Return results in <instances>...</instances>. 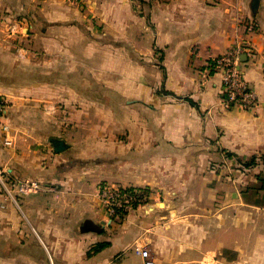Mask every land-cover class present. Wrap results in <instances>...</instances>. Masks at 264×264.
I'll return each mask as SVG.
<instances>
[{
    "label": "crops",
    "instance_id": "0c3cea01",
    "mask_svg": "<svg viewBox=\"0 0 264 264\" xmlns=\"http://www.w3.org/2000/svg\"><path fill=\"white\" fill-rule=\"evenodd\" d=\"M111 9L119 25H107L112 33L88 27L104 22L100 14ZM148 17L143 28L130 25L126 36L120 32L126 20L137 22L130 0H0V97L8 104L46 100L45 93L48 101H84L89 84L103 86L98 76L112 71L117 78L128 69L118 88L130 87L131 119L125 129L114 126L118 136L100 146L111 151L104 163L76 170L69 161L63 175L43 162L50 153L42 142L27 147L25 128L13 149L0 132V157L10 159L17 175L54 171L44 178L47 190L23 200L28 222L9 203L0 208V264H144L131 249L147 226L143 208L121 221L108 219L87 196L90 182L167 191L168 182L188 178L178 175L180 167L209 161L205 152L225 149L236 159L264 153V0H154ZM238 47L241 70L259 99L252 111L223 104V72L215 60ZM35 51L48 53V61L32 60ZM13 110L8 106L5 116ZM124 111L119 105L117 113ZM66 144L62 152L72 151ZM62 152L54 156L66 159ZM238 215L240 221L229 222L224 209L219 222L176 223L177 232L162 229L145 247L155 264H264V230L254 231L246 212ZM224 230L228 237H218Z\"/></svg>",
    "mask_w": 264,
    "mask_h": 264
},
{
    "label": "rangeland",
    "instance_id": "374dc122",
    "mask_svg": "<svg viewBox=\"0 0 264 264\" xmlns=\"http://www.w3.org/2000/svg\"><path fill=\"white\" fill-rule=\"evenodd\" d=\"M130 1L136 14L137 22L126 20L127 25L123 29H120V32L126 36L128 35L127 30L130 31L132 25L137 28H143V22L145 19L148 20V11L152 3H154V0ZM97 13V11L95 13L92 12V14ZM116 14L114 9H111L109 13L106 11L104 13L105 17L100 14L104 22L97 25L94 21H90L88 27L93 31H111L107 29V25L118 28V22L114 21ZM124 44L128 45L129 42L122 41L121 45ZM48 58V53H43L42 51L37 53L35 51V56L32 60L38 59L46 62ZM105 61H108L107 56ZM129 74L130 71L128 69L125 71L122 69L121 74L116 73L117 78L112 71L104 73L103 78L98 76L99 82L104 81L103 86L89 84L86 87L87 98L84 101H68L64 100L62 96L56 97V100L48 101L47 97H50L47 96L48 93H45L46 100L42 101L15 102L10 100L9 106L11 108L14 107L15 110L12 113L10 112L8 117L5 116L2 119L3 122L0 121V132L3 137L4 146L9 149L15 148L16 133L20 131L19 128H25L26 132H20L27 137V142L31 141L27 147H36L33 144L36 140L42 142V145L46 147V150L43 151L50 153L49 158L43 160V162L47 163L48 166H57L56 174L63 175L68 172L69 161L74 162L72 167L76 170H79L82 166H89L94 169L98 162L104 163L105 159L103 158L111 153L110 150L106 148L102 149L100 146L102 143L112 142L114 137L118 136L114 130V126L124 127L130 123L131 119L127 113L129 106L125 104V97L127 98L126 95H128L125 89H128L129 86H121V90L118 88V84L126 78L128 79ZM133 75L137 79L140 78L134 72ZM144 76L145 73L143 72L142 77ZM112 83H115V85ZM118 93L121 94V98H119ZM119 105L125 109L124 112L126 113H117ZM117 116L121 117L117 119ZM3 123H6L9 127L7 132L2 128ZM122 129H125V127ZM7 136H10L12 139L11 145L5 143ZM50 137L64 140L73 147L72 151L69 150L70 152L68 150L62 152L68 153L66 159L54 156L55 151ZM57 154H61V152ZM205 154L209 155L210 159L213 157V159H209L206 164L184 165L180 167L178 175L188 176L184 181L168 182L170 187L167 191H161L157 187H149V189L144 190L149 196L148 200L134 209L143 208L141 209L146 214L143 215L142 221L147 226H145L143 233L132 244V250L137 245L144 247L148 245L146 244L148 239H153L156 233L162 229L163 232H166L167 229L170 232H177L176 223L183 225L184 222L197 221L210 224L215 223V220L218 222L224 220V209L227 210V221H240L241 216L238 214L243 211L246 212L248 223L256 226L254 231L256 229H259V232L264 230V153L260 152L245 159H236L234 154L225 149H219L215 155L212 153L208 154V152H205ZM255 157V164L248 166L247 163ZM9 162L10 159L6 161L0 157V167L5 170V175L8 178L7 188L16 201L0 185V195L3 199L0 202V208L4 209L5 205L9 203L17 209L21 219L24 222H28L29 220L22 210L23 200L31 194L47 190V182L44 178L45 176L51 177L54 171L53 168H48L47 170L50 172L45 171L44 174L46 175H42L40 170L34 171L30 169V172H32L30 176L17 175L15 170L12 169V163L10 164ZM62 163L64 164L61 165ZM59 165H61L60 168H58ZM98 166L102 167V165ZM111 168L110 165L108 170H111ZM26 179L37 182L40 188L20 195L19 185ZM90 183L91 185L88 187H92L93 189H88V198L92 203L96 201L95 203L98 204L99 202L104 208V203L97 196L100 189L118 188L121 190H131V188L121 187L123 185L114 183L111 180H100L95 184H92L93 182ZM186 186L188 189L184 191L187 194L181 196L182 188ZM164 196H168V198ZM150 197H152V200ZM165 202H167L166 207L163 205ZM150 206L155 207L154 210H148ZM116 212L117 214L107 212L108 219L121 221L133 211L127 212L120 208ZM166 225L171 226L167 228ZM230 233L232 236H237L234 231H230ZM219 235L228 237V230H224V233H217L218 237ZM104 246L102 245V248Z\"/></svg>",
    "mask_w": 264,
    "mask_h": 264
},
{
    "label": "built area",
    "instance_id": "2783aa9c",
    "mask_svg": "<svg viewBox=\"0 0 264 264\" xmlns=\"http://www.w3.org/2000/svg\"><path fill=\"white\" fill-rule=\"evenodd\" d=\"M12 30H15V26H13L11 31ZM241 52V48L238 47L235 51L228 52L217 58L215 60V64L216 67L223 72L224 106L239 107L245 111H252L258 106L259 99L255 89L250 85L241 70ZM8 106V100L4 97H0V121H2V119L5 117ZM2 128L5 132H7L9 129L6 123H3ZM5 143L8 145L12 144V139L10 136L6 137ZM7 181L8 178L5 175V170L0 167V185L4 187L10 194V191L7 188ZM39 188L40 185L37 182L26 179L21 185H19V192L20 195H22ZM10 196L13 198L11 194ZM97 196L104 203L106 211L111 214H117L116 211H118L120 208L127 212L133 211L136 206L142 205L149 198L148 194L144 190H121L118 188L100 189ZM134 251L137 255L143 257L144 264H155V262L150 257L149 250L146 249V247L137 245L134 247Z\"/></svg>",
    "mask_w": 264,
    "mask_h": 264
},
{
    "label": "water",
    "instance_id": "95a60500",
    "mask_svg": "<svg viewBox=\"0 0 264 264\" xmlns=\"http://www.w3.org/2000/svg\"><path fill=\"white\" fill-rule=\"evenodd\" d=\"M52 143H53L54 151L56 153H60L68 147L65 141L61 139L53 138Z\"/></svg>",
    "mask_w": 264,
    "mask_h": 264
},
{
    "label": "trees",
    "instance_id": "16d2710c",
    "mask_svg": "<svg viewBox=\"0 0 264 264\" xmlns=\"http://www.w3.org/2000/svg\"><path fill=\"white\" fill-rule=\"evenodd\" d=\"M255 162H256V157L253 158L251 161H249V163H247V165L249 166V165L255 164Z\"/></svg>",
    "mask_w": 264,
    "mask_h": 264
}]
</instances>
